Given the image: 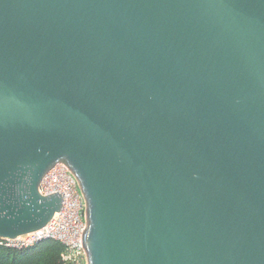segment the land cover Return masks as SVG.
Masks as SVG:
<instances>
[{
    "label": "water",
    "instance_id": "1",
    "mask_svg": "<svg viewBox=\"0 0 264 264\" xmlns=\"http://www.w3.org/2000/svg\"><path fill=\"white\" fill-rule=\"evenodd\" d=\"M86 201L88 264H264V0H0V236Z\"/></svg>",
    "mask_w": 264,
    "mask_h": 264
},
{
    "label": "built area",
    "instance_id": "2",
    "mask_svg": "<svg viewBox=\"0 0 264 264\" xmlns=\"http://www.w3.org/2000/svg\"><path fill=\"white\" fill-rule=\"evenodd\" d=\"M42 194L60 192L62 209L41 229L29 232L25 238L7 240L0 238V245L17 249L33 246L43 240L56 239L65 245L62 258L66 264H88V255L82 237L87 226L86 201L79 182L70 168L59 163L41 181Z\"/></svg>",
    "mask_w": 264,
    "mask_h": 264
},
{
    "label": "trees",
    "instance_id": "3",
    "mask_svg": "<svg viewBox=\"0 0 264 264\" xmlns=\"http://www.w3.org/2000/svg\"><path fill=\"white\" fill-rule=\"evenodd\" d=\"M64 250L65 245L56 239L22 249L0 245V264H66L62 258Z\"/></svg>",
    "mask_w": 264,
    "mask_h": 264
},
{
    "label": "bare ground",
    "instance_id": "4",
    "mask_svg": "<svg viewBox=\"0 0 264 264\" xmlns=\"http://www.w3.org/2000/svg\"><path fill=\"white\" fill-rule=\"evenodd\" d=\"M55 165H56V164H55ZM55 165H54V166H55ZM54 166H53V167H54ZM53 167H52V168H53ZM55 167H56V166H55ZM55 167H54V168H55ZM52 168H51V170H52ZM51 170H49V171H51ZM49 171H48V172H49ZM48 172H47V173H48ZM47 173H46V174H47ZM46 174H45V175H46ZM41 228H42V227H40V228H38V229H35V230H32V231H30V232L37 231V230H39V229H41ZM27 233H29V232H27ZM27 233H24V234H27ZM24 234H23V235H24ZM0 238L7 239V240H14V239L5 238V237H1V236H0Z\"/></svg>",
    "mask_w": 264,
    "mask_h": 264
},
{
    "label": "rangeland",
    "instance_id": "5",
    "mask_svg": "<svg viewBox=\"0 0 264 264\" xmlns=\"http://www.w3.org/2000/svg\"><path fill=\"white\" fill-rule=\"evenodd\" d=\"M59 163H62V162H59ZM59 163H57L55 166H57ZM55 166H54V167H55ZM54 167H53V168H54ZM53 168H52V169H53ZM50 170H51V169H50Z\"/></svg>",
    "mask_w": 264,
    "mask_h": 264
}]
</instances>
